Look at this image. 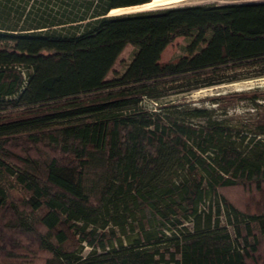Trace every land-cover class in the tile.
Segmentation results:
<instances>
[{"label": "trees", "instance_id": "obj_1", "mask_svg": "<svg viewBox=\"0 0 264 264\" xmlns=\"http://www.w3.org/2000/svg\"><path fill=\"white\" fill-rule=\"evenodd\" d=\"M12 1L0 0V264H264V90L211 98L223 115L256 109L237 118L141 104L264 76V1L115 15L152 0ZM178 37L183 54L162 62ZM238 185L244 209L224 192ZM25 246L48 256L19 260Z\"/></svg>", "mask_w": 264, "mask_h": 264}, {"label": "rangeland", "instance_id": "obj_2", "mask_svg": "<svg viewBox=\"0 0 264 264\" xmlns=\"http://www.w3.org/2000/svg\"><path fill=\"white\" fill-rule=\"evenodd\" d=\"M260 1H264V0H191L190 3L191 5H193V4H227V3L260 2ZM25 3H26L25 0H16L14 2L13 1L10 2L11 5L21 4L22 6L29 7V3H26V5ZM184 44H185V40L183 37L176 38L164 50L162 54V62H167L173 59H177L179 56H181L183 54L181 47ZM133 53H134V46L133 45L126 46V48L123 50V52L120 54L119 58L117 59L113 67V70L109 73L108 78L113 77L116 72H122L126 68L127 64L130 62ZM254 73H255V69L245 70L242 74L244 76L250 75L249 77L241 78L240 80L229 83L232 84L235 82L258 80L264 78V76H259V77L253 76ZM229 83L200 87L186 92H174L161 98L158 101H154L151 99H144L141 104L142 106H144L149 110H158L159 105L176 106V109H180V110H187V108H192V107H203L208 109H214L216 111L214 117L217 118H225V117L237 118L238 116L245 115L247 113H255L256 109L249 103V101H241L235 105L226 107L228 111L227 115L222 114V110L219 109L220 107L215 102L211 101L212 97L221 94L224 95L230 92H242V91L247 92L256 89L264 90V87L254 88L250 90H241V91L235 90L226 93H220L216 90V88ZM224 192L229 198V200L232 201L237 207L241 209H244L249 202L250 195H249V190L246 187H243L241 185L229 187V188H225ZM223 219L224 218L222 217L221 220ZM222 223H224V221H222ZM188 225H190V223H188ZM25 248L26 249H23L22 251L24 256L22 257V259L19 260H35L37 262L38 260H40L43 262L45 258L48 256L46 253L41 252L37 248L33 247V249H28L26 246ZM91 251L92 248L89 245L83 244L80 251V255L85 257L89 255Z\"/></svg>", "mask_w": 264, "mask_h": 264}, {"label": "bare ground", "instance_id": "obj_3", "mask_svg": "<svg viewBox=\"0 0 264 264\" xmlns=\"http://www.w3.org/2000/svg\"><path fill=\"white\" fill-rule=\"evenodd\" d=\"M191 0H152L151 2L137 5L133 7H127V8H116L113 9L110 14H124L127 12H137V11H146V10H153L158 7H167V6H178L182 4H191ZM193 4V3H192ZM264 87V78L258 79V80H248L243 82H235L232 84H225L222 85L216 90L220 93H226L229 91H241V90H250L254 88H262Z\"/></svg>", "mask_w": 264, "mask_h": 264}, {"label": "water", "instance_id": "obj_4", "mask_svg": "<svg viewBox=\"0 0 264 264\" xmlns=\"http://www.w3.org/2000/svg\"><path fill=\"white\" fill-rule=\"evenodd\" d=\"M171 7H176V6L158 7V8L153 9V10H160V9L171 8ZM153 10H146V11H153ZM137 12H143V11H137ZM132 13H136V12H132ZM125 14H130V13H125ZM108 15H110V14H108Z\"/></svg>", "mask_w": 264, "mask_h": 264}]
</instances>
